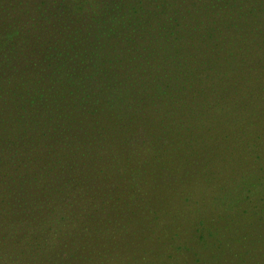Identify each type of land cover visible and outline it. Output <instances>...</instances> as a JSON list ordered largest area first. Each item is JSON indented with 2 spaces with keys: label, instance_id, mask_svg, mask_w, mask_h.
<instances>
[{
  "label": "rangeland",
  "instance_id": "obj_1",
  "mask_svg": "<svg viewBox=\"0 0 264 264\" xmlns=\"http://www.w3.org/2000/svg\"><path fill=\"white\" fill-rule=\"evenodd\" d=\"M173 1L0 0V264H264V0Z\"/></svg>",
  "mask_w": 264,
  "mask_h": 264
},
{
  "label": "trees",
  "instance_id": "obj_2",
  "mask_svg": "<svg viewBox=\"0 0 264 264\" xmlns=\"http://www.w3.org/2000/svg\"><path fill=\"white\" fill-rule=\"evenodd\" d=\"M211 0H174L173 2H167L166 5L158 4L156 5L157 8H154L151 2L150 4H145L143 6V10L139 15H136L134 17H130L127 22L130 23L129 26L134 28L132 31L128 30L126 33V37L123 39L125 41V44H131L132 41H134L136 37V31H139L141 26L148 25L151 30V35L149 36H158L159 39L169 38L170 40L167 42H175L178 45L179 40V34L181 32H189L187 30H194L189 27L187 23L184 24L186 19H189L190 17L195 16L197 12H199L202 8L205 7L207 3H209ZM239 2V0H237ZM242 1V0H241ZM240 1V2H241ZM234 3L229 8H225L223 12H221L217 17L216 20L222 18L226 19L225 22H216L213 25L212 32H218L220 29V32H223L226 28L230 27V19L236 17L239 13L246 12L245 10L241 9V3ZM240 4V5H238ZM243 5V4H242ZM150 9V12H149ZM158 9V10H157ZM145 11H148L145 13ZM154 12H157L159 14H154ZM136 13L134 12L133 15ZM147 14V15H146ZM156 15H158L156 17ZM240 15V14H239ZM128 23V24H129ZM229 25V26H228ZM233 27V26H231ZM239 27V26H238ZM237 27V28H238ZM222 28V29H221ZM130 31V32H129ZM121 38V37H120ZM218 37H215L213 39V42L218 40ZM120 40V39H119ZM219 44H217L218 46Z\"/></svg>",
  "mask_w": 264,
  "mask_h": 264
}]
</instances>
